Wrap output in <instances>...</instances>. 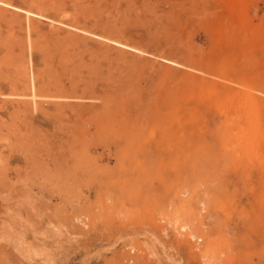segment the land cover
<instances>
[{
    "label": "rangeland",
    "instance_id": "1",
    "mask_svg": "<svg viewBox=\"0 0 264 264\" xmlns=\"http://www.w3.org/2000/svg\"><path fill=\"white\" fill-rule=\"evenodd\" d=\"M11 1L67 24L0 15V264H264V0Z\"/></svg>",
    "mask_w": 264,
    "mask_h": 264
},
{
    "label": "bare ground",
    "instance_id": "2",
    "mask_svg": "<svg viewBox=\"0 0 264 264\" xmlns=\"http://www.w3.org/2000/svg\"><path fill=\"white\" fill-rule=\"evenodd\" d=\"M27 6V7H26ZM40 8H42L41 6H38L34 3H32L31 5H16L14 4L11 0H0V15H7L9 16L10 19H13L15 20L17 18L18 20V29L20 28L21 30L20 31H23V29L25 28V31H26V40L29 44V47L31 48V50H37L38 49V44L39 42H43V38L40 40V36H39V26H40V23H45L47 26L49 27H54L52 29H50L54 34L58 33L60 31V24L56 26V23H61L63 24L65 21L63 19H59L58 18V21H54V18H50L48 17ZM4 18V17H3ZM6 18V16H5ZM40 18L42 19H46V20H41ZM9 19V21H10ZM11 20V21H13ZM26 20V21H25ZM10 21V22H11ZM14 22V21H13ZM55 24H54V23ZM67 24L66 22L63 24L65 25ZM68 27H69V23H68ZM71 28H75L76 30H80L82 32H85V33H88L89 34V29L83 27H77V26H70ZM17 31V30H16ZM49 31V30H48ZM69 31V35L73 32H71L70 30ZM18 32V31H17ZM71 32V33H70ZM91 32V31H90ZM77 35V33L75 32L74 35ZM105 37L107 38H110L109 36H106L104 34ZM102 37V39H106L105 37ZM20 39V38H19ZM45 40V39H44ZM110 41V39H108ZM23 41V40H22ZM21 41V44H25V42H22ZM18 43V42H17ZM105 43V42H104ZM117 43V42H116ZM122 43V42H121ZM119 44V45H122V44ZM106 45L110 46V44L108 43H105ZM17 45V44H16ZM19 45V44H18ZM21 46V45H20ZM23 47V46H21ZM25 48H26V45H25ZM22 50V49H21ZM30 50V49H29ZM30 50V52H31ZM24 54V53H23ZM22 54V58H24ZM21 58V59H22ZM32 58V57H31ZM31 58L29 60H31ZM33 61V60H32ZM22 63V62H21ZM23 72V71H22ZM28 73L27 71H24V73L21 74V76H19L20 78L15 80V81H12L13 82V89L12 90H16L14 95L18 96V97H25L26 96V93L25 91H28L30 90L31 93H30V96H33L31 100H28V99H16V100H11L10 98V102H11V105L12 107L14 108H23V110H25L24 108H33V110L35 109H41L42 111L43 108L47 105H43L44 102H38L36 101V97H45L47 94H45V91H47V89H45V87L41 86V84L39 85L38 82L36 83L35 79H30L29 76L26 74ZM248 88V87H246ZM1 89V88H0ZM250 89V87H249ZM214 93H216L213 89H211ZM11 92V91H10ZM224 93H227V94H230V95H234L232 92L230 91H223ZM12 93V92H11ZM4 94V93H3ZM28 95V94H27ZM10 96H13V95H10ZM28 97V96H26ZM68 97V96H67ZM5 98V97H4ZM47 98V97H46ZM81 97H79L80 99ZM241 102H240V105H241V108L244 109V111H246V116H247V127H244L242 126V128L244 129L243 132H245V134L241 137L242 140H245L244 142V149L245 150H248L250 148V144H251V141L254 139V137H250L247 132L248 130H251L253 129L252 126L253 125V120L254 119H257V115H259L260 113L262 114V108H264V99H257L250 91L248 90H245L242 92L241 94ZM1 99V98H0ZM7 98H5L6 100ZM55 99V98H54ZM4 100V102H5ZM8 100V99H7ZM6 100V101H7ZM39 100V99H38ZM43 100V98H42ZM60 100V99H59ZM46 103L49 102V101H45ZM7 104V102L5 103ZM49 105V104H48ZM81 105V102L79 101H62V102H55L54 103V107H59L60 110H62L63 108L67 107V108H74L75 106H79ZM225 105H228V106H225V110L229 109L230 106L229 104H226ZM3 106V105H2ZM44 106V107H43ZM51 106V105H50ZM48 107V106H46ZM62 108V109H61ZM46 109V108H45ZM90 109V108H89ZM91 110V109H90ZM103 110V109H101ZM100 110V111H101ZM21 111V110H20ZM26 111V110H25ZM30 111V110H29ZM61 112V111H60ZM24 113V111H23ZM31 113V111H30ZM35 113V111H34ZM41 114V113H40ZM89 114V113H88ZM91 114V113H90ZM91 117V116H90ZM37 118V117H36ZM250 120V121H249ZM29 121V120H28ZM246 121V120H245ZM256 121V120H254ZM246 126V125H245ZM76 132V131H75ZM74 138V137H73ZM75 141V140H74ZM58 149V148H57ZM255 150V149H253ZM249 151V150H248ZM256 151V150H255ZM253 152V151H252ZM67 162V161H66ZM72 165V164H71ZM25 176V174H24ZM2 179V178H1ZM56 185V184H55ZM13 225V224H12ZM15 225V224H14ZM20 225V224H19ZM16 227V226H15ZM19 228V227H18ZM14 230V229H13ZM23 230V229H22ZM36 230V229H35ZM25 231V230H24ZM23 233V232H22ZM25 233V232H24ZM33 233V232H32ZM41 234V237L39 236H34L33 234V237H35L34 239L37 240V242H44L45 241V236L44 233L42 235V233H39ZM26 235H28L27 231H26ZM24 251V250H23ZM25 254V253H24ZM12 261V260H11Z\"/></svg>",
    "mask_w": 264,
    "mask_h": 264
}]
</instances>
